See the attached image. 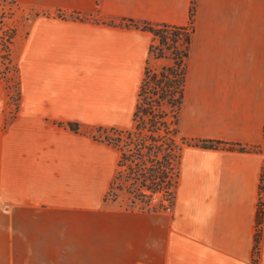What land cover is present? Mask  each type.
Returning a JSON list of instances; mask_svg holds the SVG:
<instances>
[{
    "label": "crops",
    "instance_id": "0c3cea01",
    "mask_svg": "<svg viewBox=\"0 0 264 264\" xmlns=\"http://www.w3.org/2000/svg\"><path fill=\"white\" fill-rule=\"evenodd\" d=\"M14 1L31 13L7 122L0 101V264H264V0L192 18V0ZM130 20L191 25L179 135L225 143L182 147L170 211L105 200L118 151L68 127H130L152 35Z\"/></svg>",
    "mask_w": 264,
    "mask_h": 264
},
{
    "label": "trees",
    "instance_id": "16d2710c",
    "mask_svg": "<svg viewBox=\"0 0 264 264\" xmlns=\"http://www.w3.org/2000/svg\"><path fill=\"white\" fill-rule=\"evenodd\" d=\"M193 0L190 7V18L193 16ZM128 25L135 28H141L150 31L154 36L159 32H169V37L176 44V51L172 56L173 64L168 67H163L159 72L148 75V59L144 68L143 77L141 79L135 110L132 116V127L126 130H118L110 128L117 136L115 139L111 137H103L99 139L107 145H111L119 150L118 165L126 166L130 171L132 186H137L135 183L138 179L134 178V171L138 173V177L142 178L140 184L131 192L133 196H137L140 201L148 203L156 199L157 194L162 197L159 201V206L164 207L173 203L175 187L178 180V161L180 151L185 145H198L205 148L223 146L225 143L217 140L204 139H186L179 135L178 131V111L182 100L183 83L185 73V59L190 41L191 28L187 26H175L165 23L151 24V23H137L128 21ZM160 29V30H159ZM159 30V31H158ZM168 37H160L164 41ZM178 45H181L178 47ZM151 46H149V52ZM153 85L154 87H151ZM149 88L154 90L152 95H155L154 101L146 103L145 111L148 112L140 117L142 120L138 121L139 114H142L141 104L139 98H145L149 93ZM147 100V98H146ZM169 105V110L162 109L163 103ZM154 105V106H153ZM153 109V110H152ZM156 109V111H154ZM158 113V115H153ZM147 119H146V118ZM140 124V125H139ZM68 127L73 130H78L77 123H68ZM146 127L148 134L136 133L137 137H132V131H139ZM99 130L101 127L98 128ZM140 134V135H139ZM125 135V137H124ZM98 140V139H97ZM236 145L228 144V147ZM158 153H162L161 158L157 157ZM152 155V156H151ZM135 161V163H133ZM129 164H128V163ZM147 162L151 163L150 165ZM124 175V173H120ZM129 177L128 175H125ZM112 184V183H110ZM264 186V168L260 179V192L263 191ZM108 192V191H107ZM107 193L105 194V199ZM145 200V201H144ZM262 216V209L259 204L257 211V230L255 241L259 240L260 230L259 223Z\"/></svg>",
    "mask_w": 264,
    "mask_h": 264
},
{
    "label": "rangeland",
    "instance_id": "374dc122",
    "mask_svg": "<svg viewBox=\"0 0 264 264\" xmlns=\"http://www.w3.org/2000/svg\"><path fill=\"white\" fill-rule=\"evenodd\" d=\"M30 13L31 11L28 10V8L22 7V5H19L14 0H0V101H2L1 103H2V110H3L5 122L12 119L18 111V104L20 98L19 73H18L17 60L15 58L16 55L14 52V48H15L14 41L18 30L17 29L18 25L25 18H27V16H29ZM55 15L62 18L64 17L77 18V19L82 18L79 16V14H72V13L66 14L63 12L55 13ZM187 28L190 29L191 25H188ZM164 36L168 37V39L161 41L160 37L163 38ZM149 46H151V51L149 52V60H148V75L150 76L152 75V73L159 72L163 67H168L171 64H173L172 56L174 55L177 46L175 42L171 40V37H169V32L167 33L159 32L156 36L152 34L151 42ZM180 46L181 45H178V47ZM151 87L154 86L151 85ZM149 93L151 94L147 95L145 98L143 97L139 98V103L141 104V108L139 109V111L142 110L143 112L142 114H139V118H137L138 121H141L142 119L140 117H143L144 114H146L149 110L148 109L147 112L145 111V109L148 108V106L146 107L147 105L146 103L154 101L155 95H152V93H154V90L152 88H149ZM136 102H137V97H136ZM162 109L168 111L169 105L166 102H164L162 105ZM154 111H156V109H154ZM153 115H158V113L151 114V116ZM128 126L132 127V121H130L127 127ZM99 127H101L100 130L98 129ZM116 127H111L109 125L83 126L78 124L77 131L88 135L95 141L102 142L99 139L103 137H111L113 139L117 137L115 136L116 134L114 132L109 130L110 128H114L118 130H126L123 129L125 127H117V128ZM138 132L140 134H148L147 129L145 127L144 129L139 131L133 130L132 137L134 138L137 137L136 133ZM103 143L107 145L105 142ZM107 147L108 148L111 147L110 149L114 153L115 150H117L115 147L111 145H107ZM117 151L120 155L119 150ZM161 155L162 153H158L156 156L161 158ZM118 160L119 157L117 159V163ZM117 163L113 170V177L110 181V183L112 184L109 183L108 188L106 190L107 197L105 200L115 201L117 202L119 207L129 210H141V211L164 210V207L158 205L160 199L162 198L160 197L159 194H157L156 199L148 201L149 204L140 201V199H138L137 196H133L131 192L134 190V188L138 186V184H140L142 178L138 177V173L135 171L131 173L134 174V178L138 179L135 182L137 186H132L133 182L131 179V175H129L128 173L130 170L126 168V166L124 165L120 167ZM133 163H135V161ZM147 164L150 165L151 163L147 162ZM121 172L124 173V175H120ZM125 175H128L129 177H126ZM171 205L172 204L170 203L169 206Z\"/></svg>",
    "mask_w": 264,
    "mask_h": 264
},
{
    "label": "built area",
    "instance_id": "2783aa9c",
    "mask_svg": "<svg viewBox=\"0 0 264 264\" xmlns=\"http://www.w3.org/2000/svg\"><path fill=\"white\" fill-rule=\"evenodd\" d=\"M189 25H190V24H189ZM164 209L167 210V211H170V210H171V206L166 205V206H164Z\"/></svg>",
    "mask_w": 264,
    "mask_h": 264
}]
</instances>
